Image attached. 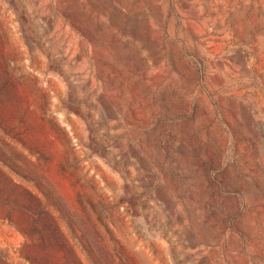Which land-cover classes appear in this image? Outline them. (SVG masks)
Returning <instances> with one entry per match:
<instances>
[{
  "label": "rangeland",
  "instance_id": "374dc122",
  "mask_svg": "<svg viewBox=\"0 0 264 264\" xmlns=\"http://www.w3.org/2000/svg\"><path fill=\"white\" fill-rule=\"evenodd\" d=\"M111 258L264 264V0H0V264Z\"/></svg>",
  "mask_w": 264,
  "mask_h": 264
},
{
  "label": "trees",
  "instance_id": "16d2710c",
  "mask_svg": "<svg viewBox=\"0 0 264 264\" xmlns=\"http://www.w3.org/2000/svg\"><path fill=\"white\" fill-rule=\"evenodd\" d=\"M117 257H118V259H121L120 256L117 255ZM111 260H112V258L110 259V261H109L108 263L103 262V261L101 260V261L99 262V264H111Z\"/></svg>",
  "mask_w": 264,
  "mask_h": 264
}]
</instances>
